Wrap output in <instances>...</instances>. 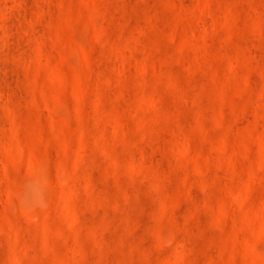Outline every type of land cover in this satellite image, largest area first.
<instances>
[{"label": "rangeland", "instance_id": "rangeland-1", "mask_svg": "<svg viewBox=\"0 0 264 264\" xmlns=\"http://www.w3.org/2000/svg\"><path fill=\"white\" fill-rule=\"evenodd\" d=\"M0 264H264V0H0Z\"/></svg>", "mask_w": 264, "mask_h": 264}]
</instances>
